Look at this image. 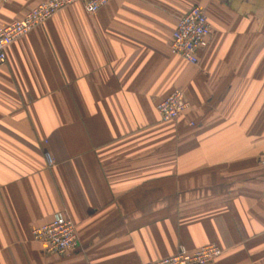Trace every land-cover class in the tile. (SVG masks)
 <instances>
[{"label":"crops","instance_id":"0c3cea01","mask_svg":"<svg viewBox=\"0 0 264 264\" xmlns=\"http://www.w3.org/2000/svg\"><path fill=\"white\" fill-rule=\"evenodd\" d=\"M42 1L6 0L0 24ZM193 4L211 25L198 64L169 52ZM177 88L188 107L163 122ZM262 151L264 0L66 6L0 63V264H143L208 243L215 264H264ZM56 211L79 234L63 254L31 234Z\"/></svg>","mask_w":264,"mask_h":264},{"label":"built area","instance_id":"2783aa9c","mask_svg":"<svg viewBox=\"0 0 264 264\" xmlns=\"http://www.w3.org/2000/svg\"><path fill=\"white\" fill-rule=\"evenodd\" d=\"M6 0H0L1 7ZM109 0H44L32 7L23 17L0 24V63L6 60V48L17 37L44 23L49 17L74 3H80L87 14L97 12ZM211 25L203 7L193 4L177 20L170 41L169 52L191 64H198L199 51L208 46ZM188 107L182 89H175L160 100L156 109L163 122L177 119ZM48 164L52 162L46 153ZM264 167V151L258 157ZM33 240L43 243L48 253L63 254L79 246V234L76 224L64 211H56L50 221L31 230ZM221 249L214 243H208L194 250L184 247L168 256L143 264H215Z\"/></svg>","mask_w":264,"mask_h":264}]
</instances>
